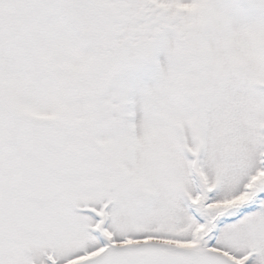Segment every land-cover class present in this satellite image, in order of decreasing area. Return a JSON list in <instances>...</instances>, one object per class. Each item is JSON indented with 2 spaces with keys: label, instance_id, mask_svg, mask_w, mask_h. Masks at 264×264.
I'll list each match as a JSON object with an SVG mask.
<instances>
[{
  "label": "snow or ice",
  "instance_id": "snow-or-ice-1",
  "mask_svg": "<svg viewBox=\"0 0 264 264\" xmlns=\"http://www.w3.org/2000/svg\"><path fill=\"white\" fill-rule=\"evenodd\" d=\"M0 264H264V0H0Z\"/></svg>",
  "mask_w": 264,
  "mask_h": 264
}]
</instances>
